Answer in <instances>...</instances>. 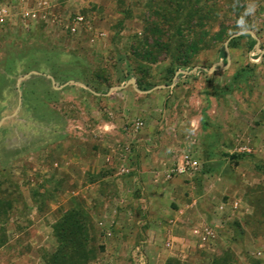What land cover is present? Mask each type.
<instances>
[{
  "label": "rangeland",
  "instance_id": "rangeland-1",
  "mask_svg": "<svg viewBox=\"0 0 264 264\" xmlns=\"http://www.w3.org/2000/svg\"><path fill=\"white\" fill-rule=\"evenodd\" d=\"M50 1L48 23L0 30L1 115L38 119L1 122V137L49 141L40 165L0 153V264H47L70 212L85 236L65 264H264V0ZM76 11L86 25L69 33ZM146 147L163 154L161 229L137 223L147 210L135 185L117 194L106 179L102 200L72 193L98 168L135 170Z\"/></svg>",
  "mask_w": 264,
  "mask_h": 264
},
{
  "label": "crops",
  "instance_id": "crops-1",
  "mask_svg": "<svg viewBox=\"0 0 264 264\" xmlns=\"http://www.w3.org/2000/svg\"><path fill=\"white\" fill-rule=\"evenodd\" d=\"M19 106H16L18 108ZM29 107V106H28ZM2 109V108H0ZM29 110H31V106L29 107ZM17 110H13L10 114L7 115H1V110H0V123L1 122H9L11 120H14L12 122L14 123H22V124H37L38 119L35 116H29V117H18L17 116ZM12 137V138H11ZM9 139H5L1 137L0 133V153L1 157H6V162L8 161H14L17 159H21L24 157H29V158H35L36 161H38L37 165H40V160H43V157L46 156L45 154H42V148L46 146L45 144L49 145V141L46 139L43 140L42 138L36 136L35 134L32 136L31 134L22 131L21 132H14ZM23 138V140L21 139ZM12 141V142H11ZM25 141V142H24ZM44 145L43 147H40V144ZM27 143L29 144H34L33 146L28 147ZM39 144L36 146L35 144ZM146 153L142 156V162L137 165L135 170H130L131 172H128L126 174H123L122 176H118L119 172H115L114 170L112 171H104L102 168H98V170H95V173H102L104 174H99L98 177L94 181H89V180H82L80 182L79 186L76 188L75 192H72L74 195H77V192L82 191L84 192L88 188H93L95 190V193L93 194V197H95L96 200H102L105 198L104 196V184L105 181H109L106 179H110V181L114 182V187L115 190L117 191V194H121L122 191H129L128 186H134L137 187L139 190V197L135 198L136 201L139 202V204L144 207L147 212L144 213L142 217L137 219V223H148L150 232H154L152 227H154L156 230L161 229L162 224H167L166 219H162L163 213H159L157 208H155V202L158 201L160 198H162L165 194L163 193L164 188H160V184H157L161 182L160 176H161V168L158 166L156 163L162 159V153L156 148V149H150L148 147L145 148ZM96 155H100L99 152L96 153ZM2 160H0V165L2 166L5 164ZM53 166H57V162H53ZM38 169L40 171V166H38ZM86 171H91L93 170H83L82 173H88ZM100 171V172H99ZM164 171V170H163ZM160 175V176H159ZM110 177V178H109ZM121 196V195H119ZM128 198H131L130 195L127 194ZM30 200V199H29ZM156 200V201H155ZM130 201V200H128ZM30 205H33L35 201H27ZM167 208L170 210L166 209V212L169 214H172L170 216H173L172 219H168L170 222L169 226L170 228H167L168 231L172 230L175 223L176 219H178V213L177 210L171 207L170 204L167 205ZM35 211H37L35 208L32 210V214L30 216V219L32 216L35 215ZM182 211V210H181ZM179 211V212H181ZM6 220V219H2ZM30 221V220H29ZM35 221V218L33 222ZM31 224L30 222H28ZM160 223V224H159ZM35 225L32 223V226ZM140 225V224H139ZM141 228V227H140ZM147 229V230H149ZM171 232V231H170ZM167 232V235L169 234V237L175 241L174 249H177L179 247L178 243H181L182 238L179 237L178 235ZM109 234V232H106ZM16 234V235H15ZM12 234L13 236L19 237L18 233ZM4 246V244L2 245ZM3 248V247H2Z\"/></svg>",
  "mask_w": 264,
  "mask_h": 264
},
{
  "label": "built area",
  "instance_id": "built-area-1",
  "mask_svg": "<svg viewBox=\"0 0 264 264\" xmlns=\"http://www.w3.org/2000/svg\"><path fill=\"white\" fill-rule=\"evenodd\" d=\"M54 10V4L50 0H0V30L10 27L13 24H19L26 27L34 22L48 23ZM54 18H51L53 21ZM86 21L84 16L80 11L73 13L70 20L63 23V27L69 33H76L79 27L85 26ZM139 128V123L134 125V129ZM242 152L254 153L250 147L246 145L240 146ZM184 162L186 165L191 167V161L187 156H184ZM178 171L181 168H177ZM200 240L204 241L208 239L209 236H213L212 230L205 226L201 230L195 229ZM173 244L172 240H167L166 245L171 246ZM104 264H111V262H105Z\"/></svg>",
  "mask_w": 264,
  "mask_h": 264
},
{
  "label": "trees",
  "instance_id": "trees-1",
  "mask_svg": "<svg viewBox=\"0 0 264 264\" xmlns=\"http://www.w3.org/2000/svg\"><path fill=\"white\" fill-rule=\"evenodd\" d=\"M81 218L80 213L70 212L54 224V235L58 241V248L47 260V264H65L63 261L71 258L68 255L71 247L79 245L80 240L85 236L84 228H81Z\"/></svg>",
  "mask_w": 264,
  "mask_h": 264
},
{
  "label": "clouds",
  "instance_id": "clouds-1",
  "mask_svg": "<svg viewBox=\"0 0 264 264\" xmlns=\"http://www.w3.org/2000/svg\"><path fill=\"white\" fill-rule=\"evenodd\" d=\"M254 6H250L249 8L246 9L245 15H251L254 12ZM238 26L241 27L242 30H246L244 21L241 19L238 21Z\"/></svg>",
  "mask_w": 264,
  "mask_h": 264
}]
</instances>
